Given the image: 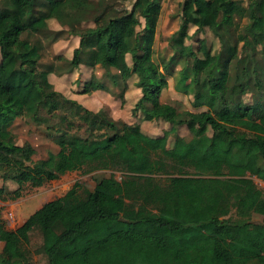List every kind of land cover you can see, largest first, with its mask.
I'll return each instance as SVG.
<instances>
[{
	"label": "trees",
	"instance_id": "trees-1",
	"mask_svg": "<svg viewBox=\"0 0 264 264\" xmlns=\"http://www.w3.org/2000/svg\"><path fill=\"white\" fill-rule=\"evenodd\" d=\"M63 1L0 0V108L3 96L12 95L20 101L23 116L36 118L39 82L26 65L29 59L17 47L24 40L39 59L44 58V49L63 31L49 32L36 23L53 21L54 7ZM123 1H130V8L118 11L106 0H87L93 17L86 21L83 33L70 31L78 37L70 66H100L109 78L110 70L117 71L121 90L116 96L121 105L127 80L134 77L137 95L136 102L129 103L132 114L139 110L146 121L169 122L172 132L174 126L191 123L210 133L186 141L182 154L170 148L153 154L141 142L134 159L128 157L130 147L124 135H116L113 141L83 143L56 135L58 151L32 162L33 147L17 145L0 122V176L17 184L14 189L0 186V198H18L25 185L39 187L70 171L122 173L120 179L112 173L98 178L92 189L75 182L64 195L31 213L15 231L0 222V264H30L22 239L28 242L32 230L41 234L36 252L45 256L46 264H264V242L249 245L226 236L228 225H247L251 213L260 215L264 225V192L251 178L264 180V116L218 118L206 109L179 111L162 102L171 61L159 66L153 59L161 0ZM228 1L184 0L182 8L190 11V18H183L171 41L175 52L170 60L201 58L211 65L206 77L210 85H228L237 101L249 93L253 102L264 91V41L248 40L245 25L231 39L230 29H237L239 21L222 11ZM229 2L239 19L264 29V0H249L243 6L236 0ZM140 19V30L131 37L130 28L140 25ZM191 38L194 42L185 44ZM216 43L220 49L214 51ZM60 58L54 55L55 66L39 61L37 66L50 73L60 71ZM105 89L103 82L90 75L79 93ZM242 106L249 114V105ZM208 146H215L216 153L204 154ZM162 175L164 183L159 182ZM174 206L194 211L212 206L219 216L186 221L172 215Z\"/></svg>",
	"mask_w": 264,
	"mask_h": 264
},
{
	"label": "rangeland",
	"instance_id": "rangeland-1",
	"mask_svg": "<svg viewBox=\"0 0 264 264\" xmlns=\"http://www.w3.org/2000/svg\"><path fill=\"white\" fill-rule=\"evenodd\" d=\"M229 1L225 3L222 11L234 14V17L237 18L236 21H239L237 29H230L231 39H234L241 32V27L245 25L248 40L264 41V29L255 24L249 26L246 24V19H239L234 13V4ZM248 1L236 0L240 6L245 5ZM183 2L184 0H163L162 8L157 15L153 59L159 66L171 61L168 68L170 71L168 84L162 90L161 101L174 105L179 111L198 112L206 109L218 118L230 115L235 118L258 120L264 116V91L253 102L249 93L242 97V101H237L233 99L231 88L228 85H222L219 82L210 85L206 81V77L212 68L209 63L201 58L194 60L190 56L170 60L175 52L171 46V41L183 18H190V11L185 13L182 8ZM130 3V1L123 0H106V4L112 5L118 11L125 7L129 9ZM54 12L56 16L54 22L39 21L36 23L38 27L47 28L49 32L63 31L58 40L49 47L50 49H44L46 54L44 58L39 59L32 45L24 40L17 47V50L29 59L26 65L32 70L39 82L35 91L39 99L36 118L31 119L22 115L21 103L16 97L6 94L1 100L0 122L12 133L13 140L17 145L28 143L33 147L35 152L32 155V162L46 158L48 153L58 151L59 148L53 140L56 135L67 136L75 143L101 139L113 141L116 135H124L130 147L128 157L134 159L137 154L136 146L141 142L147 144L153 154H159L163 148H170L174 152L182 154L186 152V141L192 137L210 133L208 128L198 127L191 123L174 126L175 129L172 132L170 130L172 124L169 122L163 120L146 121L142 118V113L139 110L132 114L129 103H135L137 95L134 92V77L127 80V88L124 92L125 101L121 105L120 99L116 96V93L121 90L117 71L110 70L111 77L109 78L108 73L100 66L93 68H87L83 65L79 68L71 67L69 60L73 48L77 45L78 37L70 35V31L77 29V32L83 33L87 24L86 21H89V17L93 16L90 11H87V0H64L54 7ZM209 12V19H211L214 10L211 9ZM141 21L142 19H140ZM141 24L133 25L130 28L131 37L140 30ZM207 33L210 34L211 32L208 31ZM193 42L191 38L186 40L185 44H192ZM219 47L216 43L214 51L219 50ZM257 47L260 48L259 45ZM238 48H243L242 42L238 43ZM56 54L61 57L58 63H60L59 69L61 68L60 71L62 72L57 69V72L50 73L37 66L38 61L55 66L54 55ZM127 58L129 61V55ZM90 75H94L103 82L107 90H94L89 94L79 93L83 82ZM243 87L246 89L245 84ZM244 104L249 105V114H246L243 109L242 105ZM215 153V146H208L204 151L206 155ZM111 173L117 179L122 177V173L118 171L84 172L75 170L66 172L57 179L47 181L39 187L25 185L20 197L15 199L0 198V222L7 230L15 231L31 213L47 201L62 196L75 182L82 184L85 188L92 189L98 178L109 176ZM158 178H160L159 182L164 183L166 176L162 175ZM251 178L264 192V181L256 177ZM3 185L9 189L17 187L15 182L3 181L0 176V186ZM171 213L173 216L186 221L205 220L219 216L217 209L212 206L204 207L198 211L183 210L174 206L171 208ZM232 218H235L233 214ZM226 236L230 240L249 245L264 242L262 217L251 213L247 225L240 227L228 225ZM22 242L28 252L30 264H46L45 256L36 252L42 242L38 230L30 231L28 242L24 239ZM1 247L2 242H0V251Z\"/></svg>",
	"mask_w": 264,
	"mask_h": 264
},
{
	"label": "crops",
	"instance_id": "crops-1",
	"mask_svg": "<svg viewBox=\"0 0 264 264\" xmlns=\"http://www.w3.org/2000/svg\"><path fill=\"white\" fill-rule=\"evenodd\" d=\"M162 2H163V0H161V6H162ZM161 8H162V7H161ZM54 14H55V12H54ZM55 19H56V18H55ZM52 20H53V21H51V22L49 21V22H45V23H52V22L55 21L54 19H52ZM141 23H143V20L141 21ZM54 24H55V23H54ZM36 26H37V25H36ZM37 27H38V26H37ZM39 28H40V27H39ZM40 29H46V30H47V28H40ZM50 29H51V28H50ZM51 30H52V29H51ZM53 30H54V29H53ZM56 41H57V40H56ZM56 41H55V42H56ZM55 42H52L51 46H52ZM51 46H50V47H51ZM47 49H50V48H47ZM111 71H112V70H111ZM161 93H162V92H161ZM160 97H161V96H160ZM160 100H161V99H160ZM263 181H264V180H263ZM64 194H65V193H64ZM64 194H63V195H64ZM41 206H42V205H41ZM41 206H40V207H41Z\"/></svg>",
	"mask_w": 264,
	"mask_h": 264
}]
</instances>
